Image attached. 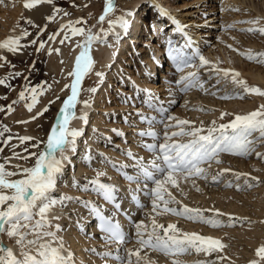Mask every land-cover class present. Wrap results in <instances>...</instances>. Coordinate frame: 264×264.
<instances>
[{"label": "rangeland", "instance_id": "obj_1", "mask_svg": "<svg viewBox=\"0 0 264 264\" xmlns=\"http://www.w3.org/2000/svg\"><path fill=\"white\" fill-rule=\"evenodd\" d=\"M131 1L133 0H114L115 10L113 11V15L110 17L111 19L107 18L103 23H100L99 16L103 14V7L105 0H54L53 4H56L60 9H62V11H60L59 13H55L56 18L53 21L51 22L46 21L47 23L41 22V24L43 23L42 25L40 23H36L34 19L28 14H25L23 18L21 17L22 16L21 11L23 12L24 10L21 11L20 9L18 10L20 0H4V2L0 4V14H2V16L0 15V41H3L9 35L19 34L22 29H27L31 33L30 36L24 38L21 41L22 43L29 44V42L32 39L37 40L36 45L29 44V46L26 48L28 50L26 51V49H24L22 51L21 59L15 57L11 58L9 57L8 52L7 54L6 51L4 52V50H0V54L8 57L7 61L10 62L7 63L5 61H0V64H3V67H0V78H5L10 72L18 71L23 73V75L20 77H16L8 80V83L11 85V87L0 85V106H7L9 103H11L14 100L18 101L16 104L13 105L14 110L12 113L9 114L0 113V123L7 125L11 129V134H13L14 136V138L7 145H4L2 140H0V148H3V151L0 152V162H4L3 161L4 157H10L8 165H6L8 166L7 168L8 170L15 171L16 169L13 166L17 164L21 165L22 167L31 166L32 164H34V159H29L25 161L17 157H13L12 153L16 152L19 153L21 156L26 155L23 149L25 147H29L30 143H35L36 141H46L45 138L46 130L47 128L49 129L50 127H52L51 125H53L56 122L57 113L59 109L62 107L63 100L66 98L67 94L70 91V87L65 88V85H70L72 83L73 77H70L68 73L71 72L75 66V60L76 57L79 55V52L81 50L80 48L78 54L75 55L76 57L74 58V63L70 64V61L72 60V57L74 55L73 50L78 47L77 42L81 41L83 37L80 36L72 37L70 42L66 41L64 44H60V40L64 36V33L61 32L60 35L56 37L55 41L48 40L49 34L56 32L60 28V25L67 23L69 20L75 21L80 18H83L87 23L77 25L78 27L91 28L93 33L99 32L101 28L105 30H109V35L107 36L104 42L97 41L92 45L93 49L92 48L90 49V53H92V51L95 48L98 49L99 47L104 45L109 47L112 44L113 42L112 38H115V36L112 34V31H110V25L108 23L109 20H116L120 16H124V14H126V12L128 11L135 13L133 10L139 6L140 7L142 6L140 11L146 8L145 9L146 12L147 13L150 12V17H151V18H147L148 15H146L147 18V20L145 21L146 24H142L140 22V24L142 25V32H144L145 34L144 38L148 37L150 38V40H152L151 43H149V45L153 44L152 48L155 44H157V42L159 46L164 45L166 40L165 35L170 32L169 29L171 28V25H168L164 29L160 28L159 29L160 34L156 36V38H154L155 36L150 37L151 31L153 32L154 29H152L149 32L148 31L149 29H147L146 25H150V27L152 28L151 24L156 23L155 26L158 27L161 26L160 21H162V23L169 22L170 24L172 20L169 18V16L167 17L163 16L162 18L158 14L159 9L157 8V6L159 8H161V6H159L154 2H151L149 0H142L138 4H136ZM163 1L166 2V4H168L169 2V4L171 3L178 7L177 12L174 14H176V16L179 17L178 21L181 24L184 23L182 16L188 19V22L184 23L186 26L189 23L187 28L188 31L186 30V32L189 33L188 35L191 34L193 35V36L191 35V38L197 42L198 48L200 47L199 49L201 54L211 63L204 67H199V58L198 57L195 58V63L188 67V72H197L198 80L200 83L203 84V87L201 88V87L193 86L183 92L177 89L182 84L177 85L175 83L179 79L180 77L179 73L181 72L169 70L168 73L172 74L170 77L171 80L166 82L161 87L162 89H164V91L158 92V90H161V88H158L156 93H155V88L150 89V87L146 88L141 86L139 89H135L134 87H139L140 85L133 84L134 85L133 86L131 84L130 81L132 80H130L131 78H128L129 75L132 74L131 72L129 73L127 71L124 72V70H121L123 74L115 73V77L117 74V75H123L124 78L128 79L125 82L126 84H128L127 86L126 84H124V82L120 81L122 79L121 76H118V78L113 77V79H116L115 80L116 82L115 81L112 82V83H117L120 81L121 85L119 86H122V84H124L122 88H125L127 90L126 92L128 91L130 92V93L128 92L129 94L128 103H126V99H125L126 92H123L121 90L116 91L117 87L115 85L109 84L108 88L110 92L111 90L112 93L114 92L113 94H115V96L113 97L110 96V99H108L109 96L107 95L106 99L109 105L110 103L112 102L113 103L108 107L109 108V110L107 109L108 112L103 113L105 114L107 123H103L102 125H100L102 126L101 128L96 129L97 132L96 135L98 134L105 137L106 134V138L109 141L105 145H109L108 147L114 150L115 152L110 155L101 153L103 155L102 158H104L107 164V167L113 171H114L113 166H115V164L117 166L115 167L116 171L119 170L120 168L119 166H124V165L130 167V169L136 170V168L133 167L135 161L131 157H129L127 153L132 149L131 153H133L135 157L137 158L142 157L143 162L147 163L148 161L153 159L155 154L148 150L144 153L142 151V149H144V145L151 143L159 144L164 142L163 140V133L165 131L164 125L158 122L151 123L150 117L152 116L151 113L148 112L147 110L145 111L144 115L142 113L143 110L141 112L140 107H142L144 104H145L144 105L145 108L154 111V108L150 107L148 104L145 103V100H147L148 98L145 95V92L143 91L145 89L152 94L154 98V100L152 99L153 100L152 103H158L159 101H163L164 106L170 110L168 115H172L177 119H186L193 122L191 125L185 127L203 126L206 129L209 126H213L212 125L213 121L216 122L215 126H218L219 124H226L232 119H234L235 115L237 114L246 115L252 112V110H257L261 105H264L263 103L264 96H260L255 93L243 94L241 98V96L238 95V93L243 92L242 87L237 86L231 82V74L233 72H237L239 73V76L237 78L244 80L248 87H258L262 91H264V87H262L264 85L256 81L253 78V74H250L251 72L254 73L260 72L261 74L264 75V56L257 55L259 53H264V34H261L259 32L245 31L246 29L249 28L264 27V0H163ZM155 8L158 9L157 15L159 21H156V18L155 20H153L151 16L152 15L151 12H153L154 11L153 9ZM15 9H17L16 11L19 14H17ZM168 10L172 11L173 9L170 8ZM11 12H16V13L14 14ZM64 12H68L70 13V15L65 16ZM24 13L26 12H23V14ZM256 18H260L258 24L254 25L252 23H248V21H251ZM20 19L23 20L20 21ZM27 19H31L34 22V24L39 27H34L33 25L26 23ZM132 19L133 18L131 16L130 20ZM45 24H47L45 32H43L40 35H37L39 28L44 27ZM229 25H231V27H229ZM97 27L99 28L96 29ZM127 37H128L127 34H122L120 39H127ZM41 40L48 41V43L45 44L44 49L37 52L36 48L39 46V41ZM159 41L161 42V44L159 43ZM147 44L148 43H146L145 45ZM145 45H143L144 48H146L147 50L150 49V56L152 54L154 55V57H158L154 54L153 52L154 50L149 48L150 47L149 45L147 46ZM49 47L59 48L60 52L59 53L53 52L51 54H48L47 50ZM127 50L129 51L131 49H127ZM139 52H142V50H139ZM159 54L160 53H157V55ZM248 54H251L254 58L249 60L247 58ZM115 56H117L116 53L114 54V58ZM141 59L142 58H136V61L141 63V68L142 67L145 68V66H147L148 63L144 62V60L142 61ZM111 60H113L114 62L115 59H111ZM156 63H158L157 67H159V68L156 67L158 69V72L157 70H150L148 69V67L145 68V70H148V73L152 72V75L156 78V80L154 81L152 77L147 79L146 77H148V75L144 76L142 75V72H139L140 70L135 69L136 68L135 64L134 65L132 64V66L128 64L127 66L132 67L134 71L133 75H136L139 72L140 74L138 78H140L142 81L144 79L145 81L148 82H159V84H163L165 78L161 77L159 71L160 68L161 69L163 68L162 66L159 65V61L157 58H156ZM12 65H14L15 67L13 68ZM94 65H96V62ZM94 65H93V70L86 75L87 78L84 76L85 79L84 82H82V85L80 87L78 86L80 89L78 100L81 98L82 99L88 98L93 103L97 99V97H95L97 96V92L99 94L104 89L100 81L103 80L105 81L106 78L103 77V80L99 81V78L96 75V73L100 72L101 68L96 69V67L94 68ZM113 65H116V63L114 62ZM212 65H215L216 68L218 69L230 70L229 77L221 78L220 83L218 84L217 83L218 77L216 75H213L211 72ZM151 69H153V67ZM105 71L106 70H104V72ZM112 71L114 70L110 69L107 73ZM117 71L118 70H116V72ZM25 77H28L27 81L25 80ZM138 78L135 77V79L133 80L134 83L137 82L136 79ZM25 84H29L30 86L41 85L42 88L44 89V91L38 96V102L34 106L32 112H29L26 108V103L28 101L19 100V92L23 90V86ZM166 84H169L168 85L169 87L171 85L172 86L168 88ZM106 85H108L107 82H105L104 86ZM165 85L167 86L168 89L166 88ZM91 89H96V91L94 92L90 91ZM132 90L134 93L132 92ZM118 93L122 94V101H125V104L119 103L121 101H120V95ZM212 93H216V95H212ZM225 95H228L231 98L229 99L220 98ZM5 96L6 98H4ZM57 97H59V99H57ZM172 99H175L176 101L175 104L169 103V101ZM50 101H52L51 104L49 103ZM252 103L256 105L255 106L256 109L255 108L252 109L249 107V105H252ZM45 107H48L47 112H44L42 116L38 117L34 121L30 120L31 116L35 115L37 112L42 111ZM94 108L95 105L94 107H92V111ZM95 111L97 110L95 109ZM95 111L92 112V116L95 113ZM222 112L226 113V115H224L223 118H221ZM100 113L101 112H99V114ZM155 113L160 114V116H156L157 119L155 118L156 120L159 121L162 118L161 113L158 111H155ZM155 113L152 114L154 115V117L155 115H157ZM96 114H98V112ZM146 116L147 117L149 116L148 122H145L144 118H142ZM20 120H28L29 122L25 124L17 123V121ZM136 120L139 121L136 122ZM93 121L94 120H92V122ZM140 121H141V125L138 124L140 123ZM88 123H89V119L87 120L86 124ZM165 123L175 124V121L166 120ZM143 124L147 125V127H144ZM90 126H91V122L88 124V128ZM148 126L154 127L155 132L158 131L160 139L154 140L151 137L139 135V133L143 132V130L147 131ZM74 128H79V127H74ZM124 129L125 132L123 133ZM113 130H118L122 134H127V135L122 136V139H120L117 137L113 138V136L111 138L110 136L107 135V133L105 132L103 133V131H107L109 133L116 134V132H114ZM88 131L89 129L86 130L85 127L82 129V134L84 135L81 134L82 136H80V138H77L78 141L76 140L77 141L76 144H79V147L81 146L82 143H85L87 141L85 137L88 135L89 133ZM175 131H179V129L176 127H172L168 129L169 133ZM230 131L231 130H229V132ZM15 134L35 137L36 141H32L24 145H20L19 140L16 138ZM7 135L9 134L6 133L5 137ZM96 135L95 138L98 137V135L97 136ZM258 136H259L258 132H253L252 135L249 137V139L255 140L254 151L250 155L239 156L225 152L219 154L218 157V159L220 160L219 163H217L215 160L211 162H207L208 164L207 165L205 164L206 167H204L205 169H207V179L199 178V177H193L189 180L179 179L178 180L179 189L172 187L170 184L165 185L167 191L171 193V195L175 198L176 201L169 204L168 207L176 208L178 210L184 206H187L189 208H199L204 211V215L206 217H211L212 219L221 221V226L213 227L204 222L192 221L184 216H179L174 213L163 212V203L159 201L158 203H160L161 207L157 209L156 213H154L152 211V203H151L152 198L147 194V191L145 192V195L147 196H144V198L145 197L148 198V201L146 198L147 205L144 206L146 204L144 201L142 207V214L140 215V212H138V214H136L137 216L135 215L134 218L136 222L143 221V225H144L143 230L145 232V237L147 236L148 232H151L152 230L153 219L156 220V223L162 224L165 227H167L168 224L176 225L177 229H179V232H177L176 234L181 237L183 236L184 233H191V232L207 237L211 235L210 234L211 231L212 232L218 231L217 233H219L220 236H222L221 238L225 237L224 240L221 238L219 239L220 241L222 240V243L224 245H226V247L222 250V252L217 251L206 254L204 252H196L195 249H192L185 254L178 256H171V255H165L164 253L155 251L153 249L146 248V249H142L140 252L141 254L140 256L142 257L140 264H172L174 259L179 260L181 264H198V262H208V264H212V263L224 264L221 263L224 260L220 261L217 259V257L220 255L227 257V259L225 260L228 261V264H250V261H253L256 258L262 260L263 261L262 264H264V259H261L256 254V250L262 245H264V158H258L255 154L256 152L264 153V140L257 139ZM115 138L121 141H117L115 143L114 140ZM189 139H191V137H173V140H177L180 142H187ZM12 145H17V147L13 148ZM139 146H141V151H139L140 150ZM43 147L44 144H41V149ZM86 150L87 149L83 147L76 148L75 153L77 151L78 153L74 155V158L80 156L81 159L84 158L83 160H85L86 157L88 156L87 155L88 150L87 151ZM29 151H37V149L29 147ZM83 154L84 156H82ZM91 155L93 156L90 157L94 158V162L92 159L91 161L89 160L91 162V163L89 162V164L90 167L92 168V175L90 173L87 176L85 175L83 177L75 178L74 175L70 172L73 163L71 161H68L66 164L65 162L63 175L58 180L59 189H55V191L53 192L54 196L59 195L58 192L61 191V188L64 187V183L66 180H70L74 178L75 182H78V184H80V186L82 187L89 180L97 178L94 176V172H96L99 169V167H97L96 165L102 163V161L100 160L101 157H96L97 156L96 153ZM115 156H119V157H115ZM95 160L97 161L95 162ZM224 169H230V171L223 172V174L219 177L218 181H213L212 176H216ZM125 171H127V173L130 172L128 170ZM137 171L138 170L134 171V173H138L140 175V173ZM215 171H219V172L215 173ZM120 172L118 174L124 178V176ZM114 173L115 172H113V174L111 173L112 174L111 176L109 174L107 176H104L106 174L105 173L103 176L99 178V180L100 182L105 184L115 185L116 187L115 197L121 199L126 204L128 203L127 206L129 209L131 203H133L132 201H130V198L132 197L133 194H135L136 196L139 195L138 193L139 188L138 187L136 188L134 186L136 190L138 189L136 191L134 187L131 188V185L129 186L127 185L126 186L127 189H125L127 191H124V189H122L123 183L122 186H120L121 178L119 177V175ZM238 173H243L247 175L246 176L242 175L239 178H237L236 174ZM225 175H227L228 180L226 178H225L226 180L224 179ZM253 177L258 178V181L253 180L252 179ZM158 178H162V177L158 176ZM141 180L143 179L141 178L140 181ZM192 180H195V184L192 183ZM245 180H247L248 184H251L252 186L248 187V185L245 183ZM128 182L135 183V181L132 182V180L131 181L128 180ZM67 183L69 185V188H72L73 190L74 189L77 190L76 188L79 187V186H74V182L72 180L67 181ZM237 184L241 185L240 189H237L236 187ZM149 185H152V186L147 185L149 189L155 187V185L152 184L151 182H149ZM129 189H132V191ZM129 191L131 193H128ZM67 193L69 197H73V196L76 197V195L72 194L71 192H67ZM81 193L82 194L79 195L80 200L78 198L76 199L73 198V200L75 199V202H72V200H70L68 201V203L67 201H65L66 202L65 205L63 204L64 208L68 205L66 207L67 209L69 208L67 211V215L70 216L71 218L73 217L72 219L70 218L71 221L69 220V222H67L69 225L70 223L73 222L72 221L73 219L75 218L77 219V217L80 216L79 213L83 212V210L85 211L89 209L84 207L82 200L86 202L89 201L91 202L92 199L90 195L96 194L95 196L92 197L93 203L89 206L90 208L92 207V205H95L96 207L98 205L97 207L98 209H102V207L105 208L103 204L100 205L101 201L98 200L100 199L99 198L100 194L98 195V193H96L93 186L91 187L90 185L88 190H82ZM222 193L223 195L224 194L228 195L230 193L232 196H229L228 198L231 197L232 198L229 200L228 198H226V200H223L222 202L220 201L221 200L220 198L223 196ZM140 195L143 194L140 193ZM217 196L218 197L221 196V197L216 200V198H218ZM77 200L81 202H78ZM70 203H74V204H70ZM78 203H80V205ZM75 208L77 210H75ZM216 210H219V213L222 215H214ZM75 211H77L78 213ZM237 212L240 213L238 214ZM228 216L239 217L241 218V220L233 224L229 221ZM83 219L85 220L88 219V213H84ZM65 221H64L65 225L63 223L62 228L63 229L65 228L67 230L68 227H66V225L67 226L69 225ZM88 222L89 221L87 220V224H90ZM132 228H133L132 234H135L136 229L134 227V224H132ZM65 229L64 231H66ZM160 232L161 234H163L162 230H160ZM83 233L86 236H88V238L90 237L93 238L92 234L90 235L89 232L83 231ZM133 236L134 235H132V237ZM256 236L257 237L259 236V238H257ZM95 238L96 237L94 236V239ZM136 244H135V248L137 249L140 247V245L138 242ZM84 249L87 250V258L82 263L78 262V264L80 263L105 264L113 260V258L99 255V253L108 252V249L105 246L104 247L100 245L95 246L92 245V242L90 243L88 242L87 246H85ZM121 256L122 257L126 256L125 249H123ZM163 258L165 259V261L163 260ZM150 259H153V261H150ZM131 260H132V264H136V258L131 257ZM116 263L119 264V261H116Z\"/></svg>", "mask_w": 264, "mask_h": 264}, {"label": "snow or ice", "instance_id": "obj_2", "mask_svg": "<svg viewBox=\"0 0 264 264\" xmlns=\"http://www.w3.org/2000/svg\"><path fill=\"white\" fill-rule=\"evenodd\" d=\"M4 0H0L2 4ZM53 5L54 0H24V8L31 10L41 4ZM115 10L114 0H105L103 7V14L99 16V22L103 23L113 11ZM62 11L58 6L53 8V14L46 17V21H53L56 16L55 13ZM158 14L160 16L167 17L170 14L163 8L159 9ZM65 16L70 15L68 12H64ZM127 16H133L131 11L126 12ZM260 18L248 21L254 25L258 24ZM26 23L39 27L34 24L31 19H27ZM87 22L80 18L78 20H69L67 23L60 25V28L49 34L48 40L55 41L56 37L61 32L64 33L63 38L60 40V44H64L66 41L70 42L72 37H83L81 41L77 42V46L81 49L79 55L76 57L75 66L71 72L68 73L70 77H73L70 85H65V88L70 87V95H68L59 109L56 117V122L51 127L46 141H36L35 137L23 136L15 134L19 140L20 145H24L28 142L29 147L37 149V151H29V147L23 149L26 155L21 156L19 153L13 152L12 156L22 160L34 159V164L31 166L22 167L17 164L14 165L15 171L7 169L10 157H4L0 162V235H6L9 238L15 240V244L19 246V255L13 248L7 247L2 241H0V264H74V254L71 250L67 249L63 238L58 235L62 231L61 226L57 223H52L53 220L59 219V217H52L49 219L48 213L54 206L60 204L63 205L65 201H70L73 198L61 195L60 197L53 196V192L56 189L58 180L62 177L65 162L70 160V157L66 155L67 152L76 151V140L81 136L82 131L77 128H69L71 119L76 118L75 107L78 102L79 88L82 79L89 72L92 71L94 60L90 55V49L92 45L97 42H104L109 35V30L103 28L100 32L93 33L91 28L78 27L77 25L86 24ZM110 29L112 34L120 39L121 34L114 31L115 26L119 25L123 29L124 34H127L130 28V21L125 16H120L116 20H109ZM172 23L174 25V31L181 33L184 37L183 46H176L172 44L171 39L168 41L167 55L175 63L176 70L182 72L184 68L191 66L195 63V58H199V67L209 65L211 62L207 60L200 52L198 47H195L192 54L188 55L184 49L193 48L195 41L188 36L185 25H182L178 20L173 18ZM47 24L44 27H40L37 35L45 32ZM231 27V25H229ZM249 32H259L264 34V27H254L246 29ZM101 33L103 35H101ZM31 33L27 29H22L19 34L9 35L3 41H0V50H6L8 53H18L22 49H26L29 44L36 45L37 40L32 39L29 44H24L21 41L24 38L30 36ZM48 41H39V46L36 51L39 52L44 49L45 44ZM231 47V46H229ZM48 54L53 52L59 53V48H48ZM258 56H264V53L257 54ZM249 60L254 57L251 54L247 55ZM0 61H7V57L0 54ZM3 67V64H0ZM14 68L15 66L12 65ZM211 72L218 77L217 83H220L221 78L229 77L230 70L218 69L215 65H212ZM21 72H10L5 78H0V85L11 87L8 80L20 77ZM98 77L103 78V72H97ZM239 73L233 72L231 74V82L237 86L242 87L243 92L238 95L255 93L260 96H264V91L258 87H248L244 80L238 79ZM28 80V77H25ZM177 85L183 84L179 90L181 92L186 91L193 86L203 87V84L198 80L197 72H188L186 75H181L175 82ZM44 91L41 85L30 86L25 84L23 90L19 92V100H26V108L29 112H32L34 106L38 102V96ZM90 91H96L91 89ZM145 95L149 98L152 94L148 90H143ZM27 93V95H26ZM216 95V93H212ZM6 98V96L4 97ZM221 99L231 98L228 95L220 97ZM59 99V97H57ZM18 101L14 100L7 106H0V113L9 114L13 112V105ZM50 104L52 101L49 102ZM87 104V101L84 102ZM145 103L150 107L156 109L161 113V119L157 121L155 117L150 118L151 122H158L164 125L163 143H151L145 144L146 150L153 152L155 155L153 159L147 163L143 162V158H137L131 151L127 153L135 163V167L140 175L138 177L127 176L129 180H140L141 177L144 182V186L147 189L148 182H151L155 187L149 189L147 194L152 198V211L157 212V209L161 207L159 202L163 203V212L174 213L179 216H184L192 221H200L209 224L213 227L221 226V221L206 217L204 211L199 208H189L187 206L181 209L168 207L169 204L176 202L175 198L165 188L166 184H170L172 187L179 189L178 180H189L193 177H199L207 179V169L201 165L205 162H211L218 159L220 153H231L239 156L250 155L254 151L255 140L249 139L253 132H258L257 139L264 140V105H261L257 110L252 111L246 115H235L234 119L226 124H219L215 126L216 122L213 121L212 125L206 129L201 127H185L191 125L193 122L186 119H177L172 115H168L169 109L164 106L163 101L158 103H152L151 99L145 100ZM171 104H175V99L169 101ZM203 110V109H200ZM48 111V107H45L42 111L37 112L30 117V120L34 121L38 117L42 116L44 112ZM226 113H221V118ZM87 123V114H83L79 117ZM175 121V124L165 123V121ZM144 121L148 122L149 118L144 117ZM28 120L17 121L19 124L28 123ZM176 127L179 131L168 132L169 128ZM0 140L4 145H7L13 138L11 129L2 123H0ZM229 130H231L229 132ZM117 135H122L118 130H113ZM8 133L5 137V134ZM141 136H148L154 140L160 139L157 132L149 130L139 133ZM173 137H191L187 142H180L173 140ZM41 144H45L46 148L41 149ZM13 148L17 145H12ZM3 148H0V152ZM258 158H264V153L256 152ZM86 159H90L87 157ZM119 167H128L127 165ZM230 169H224L216 176L212 177L213 181H218L223 172H228ZM103 173H98L97 178L89 180L82 186V190H88L89 186H93L95 191L102 195L106 201H111L114 206L119 209L120 204L116 201L115 185L105 184L100 182L99 176ZM237 178L247 174L238 173ZM158 176L162 178H157ZM19 177V178H14ZM253 180L258 178L253 177ZM195 184V180H192ZM245 183L248 187L247 180ZM74 186H79L78 182L74 181ZM230 186V185H229ZM237 189H240L241 185H236ZM167 197V198H166ZM92 202H84V206L87 208ZM143 207V205H139ZM90 211L98 219L99 229L106 233V239L109 243H116V253L104 252L99 255L110 257L119 261V264H132L131 257H136V264H140L142 257L140 252L142 249H153L155 251L164 253L165 255L178 256L195 249L196 252H204L206 254L211 252H217L226 247L220 240L213 239L211 237H204L197 233H184L183 236H178L179 232L176 225L168 224L165 227L162 224L156 223V220H152V230L148 232L145 237L143 221L133 222L136 229L137 242L140 247L132 250L125 249L126 256L121 257L119 255L120 247L127 242L129 237L124 233L120 227L118 221H113L111 217L104 216L102 212L92 205ZM211 211V210H209ZM160 214V213H157ZM214 215H222L219 210H216ZM38 217V218H37ZM231 223H235L241 218L229 216ZM162 230L163 234H161ZM33 238L29 239L28 237ZM94 251V250H91ZM257 256L264 259V245L256 250ZM218 260L223 261L227 257L220 255ZM172 264H181L179 260H173ZM198 264H208V262H198ZM250 264H258L257 260L250 261Z\"/></svg>", "mask_w": 264, "mask_h": 264}, {"label": "bare ground", "instance_id": "obj_3", "mask_svg": "<svg viewBox=\"0 0 264 264\" xmlns=\"http://www.w3.org/2000/svg\"><path fill=\"white\" fill-rule=\"evenodd\" d=\"M140 1H142V0H133V1H131V2H133V3H136V4H138ZM149 1H151V2H154V3H156V4H158L159 6H161V8H163L165 11H168V13L170 14L169 15V18L171 19V20H173V18L175 19V20H178V16H176V14H174V13H176L177 12V6L176 5H174V4H169V2H168V4H166V2H164L163 0H149ZM132 3V4H133ZM57 5L56 4H53V5H49V4H41V5H39V6H36L35 8H33V9H31V10H28V9H25L24 8V0H20V3H19V8H18V10L20 9V11L21 10H24L23 12H26V13H24L23 14V12L21 11V17L23 18L24 17V15L25 14H28L29 16H31L33 19H34V21L36 22V23H40L41 24V22H45V23H47L46 22V17L48 16V15H52L53 14V8L54 7H56ZM142 7V6H141ZM141 7L139 6V7H137V8H135L133 11L135 12L134 14V17L132 16V20H130V17L131 16H127L126 14H124V16H125V18L126 19H128L131 23H130V29H129V31L127 32V39H117V37L115 36V38H112V40H113V42H112V44L108 47V46H106V45H104V46H101V47H99L98 49H94L93 51H92V53H90V55H91V57L93 58V60H94V64H95V62H96V65H94V68L96 67V69L98 68H101L100 69V72H103L104 73V76L103 77H105L106 79H105V81L103 80V78H101V77H98L99 78V81L100 80H103V81H100L101 82V85H103L102 87H104V89H103V91H101V93H99L98 94V92H97V96H95V97H97V99L92 103V101L91 100H89L88 98H86V99H79L78 100V102H77V104H76V107H75V114H76V118H74V119H71L70 120V123H69V128H74V127H79V128H81L80 130L82 131V129L85 127V129L86 130H88L89 129V133H88V135L85 137V139L87 140L85 143H82L81 144V146L79 147V144H76V148H85V149H87L88 150V156L87 157H90V156H93V155H91V154H95L96 153V157H101L100 158V160L102 161V163H99V164H97L96 166L97 167H99V169L96 171V172H94V176L95 177H97V174L98 173H103V175L104 176H107L108 174L111 176L112 174H113V172H115L117 175H119L118 173L120 172V170H128V171H130V172H128V175L127 176H132V177H138V173H134V171H136L135 169H130V167H120L119 168V170L118 171H116L115 170V167H117L116 166V164H115V166H113L114 167V171L113 170H110L108 167H107V164H106V162H105V160H104V158H102L103 157V155L101 154V153H104V154H112V153H115L114 152V150H112L111 148H109L108 146L109 145H105L109 140L106 138V134H105V137L104 136H101V135H98V137H96L95 138V135H96V129H99V128H101L102 126H100V125H102L103 123H107V121H106V117H105V114H103L104 112H108L107 111V109L109 110V106L110 105H112V103H110V105H109V103H108V101H107V99H106V97H107V95L109 96L108 97V99H110V96L111 97H113V96H115V94H113L112 93V90H111V92H110V90H109V88H108V86H109V84H112V85H115L117 88H116V91H118V90H121V91H123V92H126L127 90L125 89V88H122L123 86H124V84H126L125 82L128 80V79H126V78H124L123 77V75H117V74H123V72L121 71V70H124V72L125 71H127V72H131L132 74H130L129 75V77L128 78H131L130 80H132V81H130L131 82V84L133 85V84H137V85H140L139 87H134L135 89H139L141 86L142 87H146V88H148V87H150V89H153V88H155V93L157 92V90H158V88H161L166 82H168V81H170L171 80V75L172 74H169L168 73V71L169 70H171V67H170V63H169V61L167 60V58H166V44H164V46H159V44H158V42H157V44H155L154 46H153V48H152V45H149V43H151V41L152 40H150V38H144V32H142V25L140 24V22L142 23V24H146V20H147V18H151L150 17V12H146V8L143 10L142 9V11H140L141 10ZM157 8L158 9H160L158 6H157ZM170 8H172L173 10L172 11H170V10H168V9H170ZM158 9H153L154 11L153 12H151L152 13V19L153 20H155V18H156V21H159V19H158V15H157V10ZM17 9H15V11H16ZM19 11V12H20ZM17 12V11H16ZM16 12H11V13H16ZM5 14V13H4ZM3 14V15H4ZM17 14H19L18 12H17ZM1 16H2V14H0ZM8 15H10V14H8ZM113 15V12L108 16V17H106V19L107 18H109V19H111L110 17ZM146 15H148V17L146 18ZM5 16V15H4ZM11 16H13V15H11ZM14 17H15V15H14ZM18 17V16H17ZM30 17V18H31ZM162 18H163V16H161ZM183 17V18H182ZM181 18L183 19V21H184V23L185 22H188V19H186L184 16H182ZM13 18V17H12ZM15 20H16V18H15ZM23 19H20V21H22ZM8 21V20H7ZM14 21V20H13ZM151 22V21H150ZM161 22V26H155V24L156 23H152L151 25H152V28L150 27V25H146V27H147V29H149L148 31L150 32L152 29H154V33L151 31V36L150 37H152V36H155L154 38H156V36H158L159 34H160V31H159V29L160 28H166L168 25H171V28L169 29V33H167L165 36H166V40H165V43L167 42V41H169V39H171V41H172V44L173 45H178V46H183V44H184V37H183V35L181 34V33H176L175 31H174V25H173V23L171 22L170 24H169V22H163L162 23V21H160ZM42 23V24H43ZM182 24V25H185V24ZM41 24V25H42ZM158 24V23H157ZM189 24V23H188ZM188 24H187V27H186V30H187V28H188ZM97 26V25H96ZM186 26V25H185ZM99 27H97L96 29H98ZM6 31V30H5ZM8 31V30H7ZM95 31V30H94ZM110 31H111V29H110ZM114 31L116 32V33H120L121 35L122 34H124V32H123V29H121L120 27H119V25H116L115 26V29H114ZM188 31V30H187ZM3 32V31H2ZM100 32V31H99ZM95 33V32H94ZM157 35H156V34ZM187 34H189L188 32H187ZM101 35H103L102 33H101ZM192 35V34H191ZM191 35H188V36H190L191 37ZM113 36V35H112ZM161 36V35H160ZM193 36V35H192ZM121 37V36H120ZM159 39V38H158ZM137 40V41H136ZM162 40V39H161ZM195 40H197V39H195ZM136 42H138V51L139 50H142V52H140V54L142 55V57H140V58H142L141 60L143 61L144 60V62H146V63H148L147 64V66H145V68L146 67H148V69H150V70H157V72H158V69L157 68H159V67H157L158 66V63H156V58L158 59V61L159 62H162L161 64V66H162V68L163 69H159V71H160V75H161V77H163V78H165L164 80V83L163 84H159V82H148V81H145L144 79H143V81L140 79V78H138V76H139V72H142V75H148V77H146L147 79H149L150 77H152V79H153V81L154 80H156V78L152 75V72H150V73H148V70H145V68H141V63L140 62H138V61H136V58H139V57H135L134 58V60H132V58H130V56L131 57H133L132 55H130L129 57H128V55L130 54V53H132L131 52V50H127V49H131V45L133 44V45H136ZM116 43V44H115ZM146 43H148L147 45H149L150 47L149 48H151V49H153L154 51V54L156 55V56H158V57H154V55H152L151 54V56H150V49L149 50H147L146 48H144V46L143 45H145ZM159 43L161 44V42L159 41ZM147 45H145V46H147ZM195 47H198V45H197V42L195 41V44L193 45V48H186V49H184V51L188 54V55H191L192 54V52H193V50H194V48ZM165 48V49H164ZM200 48V47H199ZM93 49V48H92ZM24 49H22L20 52H18V53H7V51L6 50H4V52L6 51V53L9 55V57H15V58H22V51H23ZM28 49H26V51H27ZM30 51V50H29ZM74 52H73V57H72V60L70 61V64H73L74 63V58L76 57L75 55H77L78 54V52H79V47H77L76 49H74L73 50ZM25 52V51H24ZM117 54V56H115V58H114V54ZM157 53H160L159 55H160V57H159V55H157ZM162 53V54H161ZM28 56H29V54H28ZM113 57V58H112ZM8 58V57H7ZM111 59H115L114 60V62L116 63V65H113V60H111ZM69 63V62H68ZM101 63H104V64H101ZM128 64H130L131 66H132V64L134 65L135 64V69H138V70H140L139 72H138V74H136V75H133V69H132V67H130V66H127ZM164 65H165V67H164ZM72 66V65H71ZM99 66V67H98ZM115 66V67H114ZM153 67V69H151ZM157 67V68H156ZM165 68V69H164ZM95 69V70H96ZM110 69H113L114 71H112V72H109V73H107ZM143 69V70H142ZM93 70V69H92ZM104 70H106L105 72H104ZM116 70H118L117 72H116ZM145 70V71H144ZM121 71V72H120ZM144 71V72H143ZM105 73H106V75H105ZM115 73H117L116 74V77L118 78V76H121L122 77V79L120 80L121 82H124V84H122V86H119V85H121V83H120V81L119 82H117V83H112V82H114L116 79H113V77H115ZM188 73V68H186V69H184L181 73H179L180 74V76L181 75H185V74H187ZM128 74V73H127ZM250 74H253V78L256 80V81H258V82H260V83H262L263 85H264V75L263 74H261L260 72H256V73H254V72H251ZM132 75V76H131ZM143 76V77H144ZM86 77V76H85ZM85 77L82 79V82H84V79H85ZM115 77V78H116ZM135 77L136 78H138V79H136V81L137 82H135L134 83V79H135ZM87 78V77H86ZM180 78V77H179ZM96 80H98V79H96ZM86 81V80H85ZM118 81V80H117ZM105 82H107V84L108 85H106V86H104L105 85ZM116 82V81H115ZM87 83V82H86ZM91 84V83H90ZM81 85H82V83H81ZM81 85H79V87L81 86ZM92 85V84H91ZM128 84H126V86H127ZM167 86L169 85V84H166ZM165 85V86H166ZM134 86V85H133ZM133 86H132V88H133ZM164 86V87H165ZM167 86H166V88H167ZM172 86V85H171ZM170 86V87H171ZM184 85L182 84L179 88H181V87H183ZM78 87V88H79ZM169 86H168V88H170ZM262 87H264V86H262ZM127 88V87H126ZM131 88V89H132ZM167 88V89H168ZM175 88V87H174ZM179 88H177L178 90H179ZM205 89V88H204ZM80 90V89H79ZM134 90V89H133ZM133 90H132V92H133ZM104 91H106V92H104ZM160 91H164V89H162L161 88V90H158V92H160ZM129 92V91H128ZM128 92H126V94H125V99H126V103H128V99H129V94H128ZM130 93V92H129ZM134 93V92H133ZM119 95H120V101L121 102H119V103H123V104H125V101H122V94H120V93H118ZM68 95H70V91H69V93L67 94V96ZM66 96V97H67ZM148 99H153L154 100V98H153V96L151 97V98H147V100ZM197 99V98H196ZM115 100V99H114ZM152 100V101H153ZM262 100V99H261ZM64 101V100H63ZM85 101H87V104H85L84 102ZM98 104H97V103ZM117 102V101H116ZM118 103V102H117ZM116 103V104H117ZM263 103H264V99H263ZM198 104V103H197ZM94 105H95V108L93 109V111H95V109L97 110V111H95V113L93 114V116H92V107H94ZM145 105V104H144ZM144 105L142 106V107H140V109H141V112H142V110H143V115H144V113H145V111L147 110L148 112H150L151 114H154L155 113V111H157V110H155L154 109V111H151V109H148V108H145L144 107ZM124 106V105H123ZM126 106V105H125ZM256 105L254 104V103H252V105H249V107L250 108H255L256 109V107H255ZM122 108V107H121ZM125 108V107H124ZM115 110V109H114ZM111 111V110H110ZM252 111H255V110H252ZM98 112V114H96ZM99 112H101L100 114H99ZM87 114V120L89 119V123L91 122V126L88 128V124H85L84 123V121L82 120V119H80L79 117L80 116H82L83 114ZM155 114H157V113H155ZM107 115V114H106ZM90 116H92V117H90ZM157 116H160V114H157ZM147 117V116H146ZM142 118H144V117H142ZM147 118H149V116L147 117ZM92 120H94L93 122H92ZM105 120V121H104ZM104 121V122H103ZM139 120H136V122H138ZM150 123V122H149ZM152 123V122H151ZM138 124H140L141 125V121H140V123H138ZM51 126H53V125H51ZM143 126L144 127H147V125H145V124H143ZM79 128H77V129H79ZM50 129H51V127L48 129L47 128V130H46V135H45V138L47 139V135L49 134V131H50ZM149 130H154L155 131V129H154V127H152V126H148V129H147V131H149ZM107 133V135L108 136H110L111 138H112V136H113V138L114 137H117V138H120V139H122V136H125V135H127V134H122V135H117V134H112V133H109V132H107V131H103V133ZM125 132V129L123 130V133ZM143 132H145V130H143ZM157 133H158V131H156ZM82 135H84V134H82ZM81 135V136H82ZM96 135V136H97ZM78 138H80V136L78 137ZM141 138V137H140ZM105 139V140H104ZM115 140V143L117 142V141H121V140H119V139H114ZM143 140V139H142ZM78 141V140H77ZM77 141H76V143H77ZM81 141V140H80ZM118 144V143H117ZM135 146V145H134ZM93 147H95V148H93ZM132 147V146H131ZM140 148V150L139 151H141V146H139ZM46 148V145L44 144V147L42 148V150L43 149H45ZM93 149V150H92ZM114 149V148H113ZM86 150V151H87ZM95 150V151H94ZM131 151H132V149H131ZM142 151L145 153L147 150L145 149V147H144V149H142ZM76 153H78V151L76 152ZM75 152H72V151H69V152H67L66 153V155H68L69 157H70V160L69 161H71L72 163H73V166H72V168H71V173L74 175V177L76 178V177H83V176H87L88 174H90L91 173V175H92V168L90 167V164H89V162L91 161V159L93 160V162H94V158L93 157H90V159H85V160H83V159H81L80 158V156L79 157H77V158H74V155L76 154ZM81 153H82V150H81ZM84 153V152H83ZM87 153V152H86ZM98 153V154H97ZM85 154V153H84ZM84 154L82 155V156H84ZM148 155V154H147ZM122 156V155H121ZM86 157V156H85ZM86 157V158H87ZM115 157H119V156H115ZM97 159V158H96ZM119 159H122V158H119ZM88 160V161H87ZM90 160V161H89ZM97 160H95V162H96ZM91 163V162H90ZM15 164V163H14ZM66 164H67V162H66ZM71 164V163H70ZM75 164V165H74ZM106 164V165H105ZM206 165L208 164L207 162L205 163ZM205 164H203V165H201L202 167H206V165ZM8 165V164H7ZM10 165V164H9ZM77 165V166H76ZM219 166V165H218ZM7 168H8V166H6ZM10 167V166H9ZM69 172V171H68ZM126 173H127V171H125ZM138 172V171H137ZM219 171H215V173H218ZM112 173V174H111ZM114 173V174H115ZM103 175H101V176H103ZM231 175V174H230ZM101 176H99V178L101 177ZM71 177V176H70ZM113 177V176H112ZM114 177H115V175H114ZM119 177L121 178V181H120V186H122V183H123V186H122V189H124V191H127V190H125V189H127L126 188V186L128 185H131V188L132 187H138L139 188V190H138V193H139V195L138 196H136L137 198H139V200H142V202L143 201H145V203H146V198L147 197H145L144 198V196H147V195H145V192L146 191H148L149 190V188H148V186H152V185H149V182H148V186H147V189L145 188V186H144V182H141V181H143V180H132V182L133 181H135V183H129L128 182V179L126 178V175H125V177L123 178V177H121L120 175H119ZM213 177V176H212ZM229 177V176H228ZM14 178H16V177H14ZM17 178H19V177H17ZM123 178V179H122ZM142 178V177H141ZM227 179L228 180V178H227V175H225L224 176V179ZM232 178H233V176H232ZM225 179V180H226ZM75 181V179L74 178H72V179H70V180H66L65 181V183H64V187L63 188H61V191H59L58 193H59V195H57V196H55V197H60L61 195H66V196H68L67 194V192H71L72 194H75L76 195V197L75 196H73L72 198H80L79 197V195H81L82 193H81V191H82V187L80 186V184H78L79 185V187H74V188H76L77 190H73L72 188H69V185H68V183H67V181ZM131 181V180H130ZM60 184V183H59ZM62 184V183H61ZM223 184V183H222ZM82 185V184H81ZM59 186H58V182H57V187H56V189H59L58 188ZM92 187V186H91ZM135 187H134V189H135ZM129 188V187H128ZM129 190H131L132 191V189H129ZM136 190V189H135ZM136 190V191H137ZM135 192V191H134ZM57 193V194H58ZM97 193V192H96ZM128 193H131L130 191L128 192ZM137 193V192H136ZM140 193L141 194H143V195H140ZM230 194V193H229ZM226 195V194H224L223 195V193H222V197L220 198V197H218V198H216V200L217 199H221L220 201H222L223 202V200H226V198H228L229 196H232L231 194L230 195ZM90 195V194H89ZM96 195V194H95ZM95 195H90V197H91V199L93 200V196H95ZM99 195V194H98ZM133 195H135V194H133ZM54 196V195H53ZM119 196V195H118ZM98 197V196H97ZM123 197V196H122ZM216 197V196H215ZM99 198L100 199H98V200H100L101 201V203H100V205L101 204H103L104 206H106V208H111V205L110 204H106L105 202H104V199L102 198V195H100L99 196ZM136 198V199H137ZM232 198V197H231ZM231 198H228V200L229 199H231ZM75 199L73 200L72 199V202H75ZM96 199V198H95ZM145 199V200H144ZM80 200V199H79ZM91 200V202L93 203V201ZM78 201V200H77ZM121 201V200H120ZM147 201H148V198H147ZM219 201V200H218ZM78 202H81V201H78ZM84 202H86V201H83L82 200V203L84 204ZM67 203H68V201H67ZM82 203H81V206H82ZM130 203V202H129ZM66 204V202L64 203V205ZM70 204H74V203H70ZM76 204V203H75ZM79 205H80V203H78ZM98 204H99V202H98ZM126 204V203H125ZM64 205H60V204H58V205H56V206H54L53 207V209L48 213V216H49V219H52V217H59V219H56V220H53L52 221V223H53V225L54 224H59L60 226H61V228H62V225H63V223H64V221L67 223V222H69V220H70V216H68L67 215V211H68V209L66 210L65 208H64ZM79 205H78V207H79ZM102 205V206H103ZM128 205V203L126 204V206ZM147 205V203L144 205V206H146ZM72 206V205H71ZM70 206V207H71ZM76 206V205H75ZM74 206V207H75ZM90 206V205H89ZM85 207V206H84ZM97 207H98V205H97ZM81 208V207H80ZM87 208H89L88 210H83V212H81V213H79L80 214V216H78L77 217V219L75 220V219H73L72 221V223H70V225L69 226H67L66 225V227H68L67 228V230L66 231H64V229L62 228V231H60L59 233H58V235L59 236H61L62 238H63V241H64V243H65V246H66V248L67 249H69V250H71V252L74 254V256H73V259H74V264H78V262H83V261H85V259L87 258V250H85L84 248H85V246H87V244H88V242L90 243V242H92V245H100V246H105V247H107V249H108V252H112V253H116V249H117V244L116 243H109V241L105 238L106 237V235H102V236H100V235H98L99 233H97V228H96V226H92V225H94V223H93V221L92 222H90L89 220L92 218V212H90V207H87ZM73 209V208H72ZM86 209V208H85ZM102 209H104L103 207H102ZM144 209V208H143ZM75 210H77L76 208H75ZM80 210V209H79ZM78 210V211H79ZM130 211L132 212V213H130V216L131 217H133V218H135V215L136 214H138V212H140V215L142 214V208L141 209H138V205H137V203H136V201L135 202H133V203H131V205H130ZM73 212V211H72ZM75 212H77V211H75ZM80 212V211H79ZM78 213V212H77ZM84 213H88V223H90V224H87V220H85V219H83V216H84ZM238 214L240 213V212H237ZM74 214V213H73ZM79 214H77V215H79ZM69 215H71V214H69ZM75 216H76V214H75ZM137 216V215H136ZM81 217V218H80ZM139 217V216H138ZM229 217V216H228ZM38 218V217H37ZM73 218V217H72ZM71 218V219H72ZM142 219V218H141ZM124 220V222L127 224V231H128V233H129V235H128V237H129V239L127 240V242L125 243V244H123V245H119V247H120V252H119V255L121 256L122 255V251H123V249H132V250H135L136 248H135V244L137 243L136 241H137V237H136V233L135 234H132L133 233V228H132V225L130 224V222L128 221V220H126V219H123ZM71 221V220H70ZM140 221V220H139ZM230 221V220H229ZM135 222H136V220H135ZM64 225H65V223H64ZM92 226V228H90ZM86 227H88V229L90 228V233H92V236H93V238L92 237H90V238H88V236H86L84 233H83V231H84V228H86ZM194 230V229H193ZM195 231V230H194ZM208 232V231H207ZM218 231H216V232H212L211 231V235L210 236H207V237H211V238H213V239H217V240H219L222 236H220V234L219 233H217ZM192 233V232H191ZM130 234H131V236H130ZM91 235V234H90ZM132 235H134L133 237H132ZM257 235H260V234H257ZM94 236L96 237L95 239H94ZM131 237V238H130ZM257 237V236H256ZM29 239H31V238H33L32 236H29L28 237ZM98 238V239H97ZM225 238V237H224ZM224 238H221V239H223L224 240ZM257 238H259V236L257 237ZM91 239V240H90ZM0 241H2L7 247H11V248H13L14 249V251L19 255V252H20V248H19V246H17L16 244H15V240L13 239V238H9V237H7L6 235H0ZM221 242H222V240H221ZM137 245V244H136ZM84 247V248H83ZM151 254V253H150ZM141 255V254H140ZM105 257V256H104ZM122 257V256H121ZM134 258H136L135 256H133ZM192 257V256H191ZM92 259V258H91ZM163 260L165 261V259L163 258ZM175 260V259H174ZM193 260H195V259H193ZM254 260H257L258 261V264H262L263 263V261L262 260H259L258 258H256V259H254ZM102 261V260H101ZM104 261V260H103ZM116 259H113L112 261H110L109 263L110 264H118V263H116ZM150 261H153V259H150ZM195 262V261H194ZM80 263V264H81ZM108 262L107 263H105V264H109ZM221 263H224V264H228V261L227 260H224L223 262H221ZM104 264V263H103ZM213 264V263H212Z\"/></svg>", "mask_w": 264, "mask_h": 264}]
</instances>
